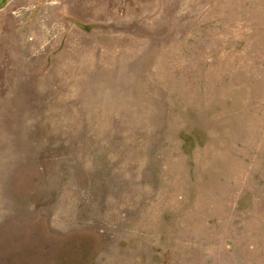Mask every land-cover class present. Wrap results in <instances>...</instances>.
<instances>
[{"label":"rangeland","instance_id":"rangeland-1","mask_svg":"<svg viewBox=\"0 0 264 264\" xmlns=\"http://www.w3.org/2000/svg\"><path fill=\"white\" fill-rule=\"evenodd\" d=\"M0 264H264V0H0Z\"/></svg>","mask_w":264,"mask_h":264}]
</instances>
